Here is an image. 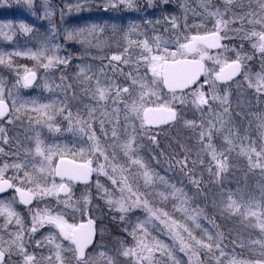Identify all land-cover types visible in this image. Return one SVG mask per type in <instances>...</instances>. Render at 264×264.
<instances>
[{
  "label": "snow or ice",
  "instance_id": "obj_1",
  "mask_svg": "<svg viewBox=\"0 0 264 264\" xmlns=\"http://www.w3.org/2000/svg\"><path fill=\"white\" fill-rule=\"evenodd\" d=\"M17 3H22L29 9L35 6V0H17ZM162 3L166 4L167 0H162ZM234 3L235 0H224L223 10L219 7L212 10L210 0H201L203 17L213 21L212 30L204 34L184 36V42L179 37L175 38L172 41L176 46L175 51L170 50L169 41L161 36H153L151 43L147 37L142 40L132 39L133 35H142L137 31L136 25H131L119 38L114 31L111 39L122 51L113 53L108 57V65L95 71L91 65L77 66L79 70L74 73L71 82L63 74L54 77L51 84L45 81L44 88L50 92L59 90L63 97L47 104H38L34 100L21 101L17 107V100L13 99L10 109L4 98V82L0 80V120L6 119L11 124L20 119L23 110L36 114L29 117V128L36 125L46 127L50 132H60L57 125V117H60L67 122V131L86 138L84 142L87 143V148L45 145L37 131L31 138L35 142L34 150H25L22 163L0 164V194L9 189L17 194L7 201L0 198V264H182L178 258L180 254L186 257L184 264H264V240L253 242L259 244L260 249L252 259H243L237 255L235 246L238 244L241 249L245 247L239 231H236L234 239L230 241L232 250L226 253L225 234L219 230L220 225L209 220L199 205L193 206L194 197L189 196L183 187L169 183L164 176L151 169L141 157V145L137 143V121L139 128L147 131L152 125L169 124L176 122L178 118L182 119L178 108L183 109L186 103L194 105L201 112L200 122L184 120V125L193 129L197 138L199 150L195 153L196 159H190V149L184 148L183 159L174 160L173 163L187 172L189 182L196 188V196H202L203 192L202 181L194 178L195 168L198 164L204 165L210 177L214 178V187L219 189L213 194L212 203L221 217H238L241 224L259 228L264 233V184L257 185L260 190V199L257 200L249 190L246 173L235 178V190L222 183L228 180L229 156L234 149H238L237 154L246 159L248 172L259 169L260 176L264 177V111L248 114L254 115L258 122L255 127L261 142L257 145L256 140L251 138L250 126L244 127L243 123L240 127L236 126L227 89L223 96L218 93L221 83L226 84L242 75L248 87L255 90L256 104L264 106V0H255V10L252 0H249L246 10L241 5L239 14L232 11ZM118 4L129 9L136 7L135 0H108L103 7L116 8ZM148 6H153V0H148ZM43 7V18L51 25L48 41L41 43L35 51L28 48L25 51L0 53V65L11 67L13 56H26L36 60L38 66L46 72L67 68L72 57L59 55L66 49L63 44L53 43L61 37L65 44L74 42L81 45L85 52L93 47L102 49L110 46L109 38H102L104 29L98 25L58 30L53 21L55 11L49 0H44ZM79 7L77 5V10ZM60 21H64L62 9ZM170 23L173 29L180 27L175 17H171ZM237 24L239 27H232ZM245 25H249L251 30H245ZM13 27H17L22 33L33 32V28L24 23L15 26L0 24V36L12 40L13 34L10 33ZM185 27H188L187 24ZM193 27L198 29L202 25ZM5 28L9 32H5ZM229 32L235 35L229 36ZM233 39L240 41L238 46L221 43L223 40ZM244 41L250 42L252 52L258 54L260 70L255 73L248 63L253 61L254 56L244 51ZM136 49L140 50V54L133 61L130 50ZM213 49L218 51L215 55H210ZM228 53H232L234 59L229 60ZM188 55L198 59H188ZM206 60L212 62L211 68L206 66ZM124 65L135 69L137 75L132 71L125 73L121 67ZM141 66L144 68V76L138 75ZM105 68L110 69L113 76L118 74L125 81L130 80L131 85L117 83L108 76ZM17 75L15 87L30 88L36 80V72L27 68H24L22 76L19 72ZM201 76L204 77L203 82H200ZM56 79L60 83H55ZM205 86L208 88L207 92L204 90ZM161 87L167 88L166 97L160 95L158 89ZM85 98L91 103H84ZM69 101L73 103L69 104ZM213 103L220 105V111H213ZM28 104L33 107L27 108ZM76 104L83 106V115L79 108L75 113L72 111ZM205 107L207 119L204 118ZM236 115L241 117V121L246 118L244 113ZM94 123L99 125L106 139L112 140L108 148L101 145L93 128ZM106 123L111 126L110 137L104 127ZM214 137L222 140L220 148L213 143ZM150 139L156 143L154 135ZM8 143L6 129L0 127V144ZM29 154L33 158L38 157L39 164L31 162L27 158ZM0 155H8L3 147H0ZM69 156L73 158L68 159ZM205 156L209 157L207 165L203 159ZM16 157L19 159L18 153ZM101 158L103 163L100 162ZM189 164L192 165L191 168L188 167ZM29 168L30 171L26 170ZM9 169H12L13 175L6 177L5 173ZM94 172L98 177L102 174L111 182L113 190L105 188L99 179L96 180L95 187L106 204L121 213V221L133 210L143 211L144 219L137 218L130 232L124 230L132 238L131 246L118 239V247L107 248L97 241L96 221L91 216L86 222L69 223L67 217L75 219L77 212L85 215L92 200L90 193L73 200L70 184L75 181L87 184ZM57 178L59 183L56 182ZM141 185L144 191L140 190ZM159 188L164 190L160 191ZM114 196L117 198L114 199ZM48 198L54 199L55 207L48 204L42 208L31 207L33 201L39 205ZM17 203L27 207L30 227H25L21 213L16 210ZM169 205L170 211L166 210ZM202 219L208 221L215 230V236L202 226ZM45 225L55 232L44 236L42 240H34V234ZM157 229L165 237L171 238V244L152 235ZM233 231L229 229V235ZM99 237L102 241L103 230L99 232ZM33 243L36 247H46L50 254L45 256L41 253L37 256L36 253L29 252ZM65 253L70 255L66 257ZM201 254L204 259H201ZM14 255L19 258L18 261L12 260Z\"/></svg>",
  "mask_w": 264,
  "mask_h": 264
},
{
  "label": "rangeland",
  "instance_id": "obj_2",
  "mask_svg": "<svg viewBox=\"0 0 264 264\" xmlns=\"http://www.w3.org/2000/svg\"><path fill=\"white\" fill-rule=\"evenodd\" d=\"M59 1L62 4H64L65 6L91 5V6H95L96 8L97 7L101 8L102 11H106V8L103 7V5H105L108 2V0H59ZM114 2H115V0H114ZM49 3L51 5V8L55 10L54 0H49ZM199 3L201 5V2H199ZM211 3H214V2L211 1ZM43 4H44V0H35V6L32 9H29V8H27V6L23 5L22 3H17V0H6V2H5V0H0V24H3V25L11 24L14 26V23H15L14 19L19 18L21 15H25L26 17H27V15L29 17H32L34 15L35 16L43 15L44 14ZM213 5H214V8L217 6V7L221 8V10H223L224 2H222V4L218 3L217 5H215V4H213ZM121 7H123V9L126 8L122 4H118V6L116 8L118 9ZM120 15L121 14L118 13V14H113L110 17L116 18V20H118L121 17L124 18V14H122L121 16ZM15 17H17V18H15ZM19 22L20 21H18L16 24H18ZM234 26H236V25H234ZM234 26H232V27H234ZM237 26L239 27L238 24H237ZM244 27H245V30H251L249 25H245ZM15 30H16L15 28H12L11 34H15L18 32ZM4 31L9 32V29L5 28ZM231 34H234V33H232V32L228 33L229 36H231ZM102 38H104V37H102ZM6 40L7 39H5L3 36H0V41L5 42ZM234 41H235V39H233L231 41L223 40V44H230V46H232L235 43ZM149 42L151 43V39ZM181 42H184L183 39H181ZM69 43L72 45V47L75 50H77V53L81 57V60H82L81 63H83V61H84L85 63H87V65H91L93 68V71H95L98 68H101L102 63L108 64V57H110L113 53L118 54L120 51H122L121 48L116 47L115 41H109L110 46H108V47H104L102 49H97V48L93 47V48L87 49L86 52L81 45L75 44L74 42H69ZM29 44H31L30 38L28 39L27 44H26L27 49L30 47ZM2 48L3 47L0 46L1 51H2ZM170 50L175 51L176 46L174 45L172 48L170 47ZM217 51H210L209 54L215 55L217 53ZM139 54H140L139 49L130 50V55L132 56L133 60H136L137 57L139 56ZM231 54L232 53H228V59L229 60H230L229 55H231ZM256 54L257 53H255V55ZM187 57L195 58L194 56H190V55H188ZM196 58H198V57H196ZM35 63H34L35 65H27V66L26 65H20V64L19 65L18 64H12L11 67H8L6 65H0V80H2L4 82V88H5L4 98L10 104L11 107H12L11 101L13 99H15V100L21 99V97L24 96L23 92L30 89V88H23V87H15V85L17 83V79H18V75H17L18 72H19V75L22 76L24 68L35 71L37 73L38 80L34 86H35V88H39V87L41 88V87H43V84L45 81H47L49 84H51L53 82V78L59 77L60 74H58V73L61 70H64V68H61V69L48 70L46 72L42 67L38 66V62H35ZM248 63H249V66L251 67V71L253 73L257 72V70H255V68H257L258 65H255L254 61H249ZM205 64L209 68H211L213 66L211 61L206 60ZM121 67H126V65L121 66ZM78 70L79 69L77 68L76 71H78ZM139 70L140 71H139L138 75L144 76L143 66H141ZM76 71L71 70V69L67 70L66 73H68V75H69L68 78H69L70 82H71L72 76L74 75V73ZM106 72H107L108 76H110V77L113 76L111 74V72H109V71H106ZM141 72H142V74H140ZM133 74L134 75L137 74L136 70H135V73H133ZM148 75L149 76L151 75L150 72L148 73ZM55 83H57V84L60 83L59 79H56ZM118 83H122V84H124V86H130L131 85V81H125V80H122ZM164 89H165L164 87L158 89V91L160 92V95L162 97H166L167 92H168ZM225 89H227L228 94H229V102L231 105V110L233 111V120H234L236 126L240 127L242 123H243L244 127L250 126L251 138L256 140L257 145H259L261 140L259 138V133L255 127L256 123H258V122L255 120L254 115H248V114H255V113H259L261 111H264V106L257 105L255 102V90L248 87L247 82L243 80L242 75H238V77L236 79H234L233 81H231L229 83H226V84L221 83L219 85V89H218L219 95L223 96L225 94ZM204 90H205V92L208 91L207 86L205 87ZM9 92L11 93V95H9ZM52 92L56 93V95H60L59 90H54ZM27 98L24 100L29 101ZM62 98L63 97L60 95V99H62ZM54 100H56V99H51L47 103H50ZM47 103H45V104H47ZM72 103H73L72 101H69V104H72ZM84 103H91V101L85 98ZM77 108L80 109L81 114L83 115V113H84L83 106L80 104H76L75 106L72 107V111L75 113L77 111ZM213 111H220V105L218 103H213ZM178 112L181 113L183 118L182 119L178 118V120L176 122H174L173 124H170V125L164 126L163 128H160L161 130L149 127L147 129V131H145V129L139 128V122L137 121L136 122V124H137V136L141 132V135H140L141 139L140 138L138 139V141L140 140V142H138V144L141 145V147L143 145L147 149V151H149L152 149V147L154 145H158V144L160 145L161 140H165V142L170 140V137L172 135V137H176V138L179 137L180 141L181 140L185 141V143L188 145V148L196 153L199 150L197 138L195 136L194 130L190 129L184 125V120H194L197 123H199L200 119H201V112H200V110L196 109V107L194 105H192L191 103H186L185 106L183 107V109L178 108ZM236 113H244L246 118L243 121H241V117L237 116ZM97 116L98 117L100 116L99 112L97 113ZM100 118H103V117H100ZM204 118L205 119L208 118L206 107L204 109ZM57 125L61 129L60 132H50V131H48V129L46 127H36L35 125H33L31 128H29V117L26 118V116H23L21 114H20V119L15 120L11 124L7 123L6 120L3 122H0V127H4L6 129V134H7L8 140H9V143L7 145L0 144V147L4 148V152L6 154H8V155H0V164L7 162V161H10L13 158L21 161L23 158H25V150L26 149L34 150L35 142L31 138L34 137V135L37 131H39L40 137H41V134L43 133V137L41 138V140L44 141L45 145L54 146V145L60 144V145H67L68 147H70L72 145H74V147H78L80 145L83 146L84 142L82 139L86 140V138L80 137L78 134H75L74 132L67 131L68 125H67L66 121H63L60 117H57ZM96 125H98V124H96ZM98 127H99V125H98ZM104 127H105V130L108 131L109 137H110L111 126L106 123ZM93 128L96 130L97 136L99 133L105 140L109 141L106 145L111 144L112 140L110 138L106 139L105 136L101 133L100 128H97V126H95V125H93ZM37 129H39V130H37ZM140 129H141V131H140ZM98 131H100V132H98ZM44 135H46V137H44ZM153 135L156 137V143H153L150 139V137H152ZM47 137H51L53 139L50 140L51 138L48 139ZM72 137H75V141L72 139ZM78 143H80V144H78ZM213 143H215L217 145V147L220 148L222 146L223 142L221 139L214 137ZM86 146H87V143H86ZM17 153L19 154V159H17V157H16ZM237 153H238V150L234 149L232 154L229 156L228 180L222 181V183H226L229 188H231L232 190H235V188L237 187V183H236L235 178H238L241 175L246 173L247 177H248L249 190L252 192L253 196H255L256 199L258 200V199H260V190H259L257 185L258 184H264V177L260 176V170L259 169H253L251 172H248L247 171V168H248L247 161L245 159L243 160L244 161L243 165H238L237 160L235 159L238 157ZM27 158L33 163L35 161H37L39 163L38 157L33 158L29 154ZM69 158L72 159V157H69ZM94 161H95V159H94ZM78 162H80V161H78ZM100 162L103 163V160ZM146 163H148V162H146ZM151 163H153V162H151ZM151 163H149V166L152 169L153 164H151ZM95 166H96V162L93 163V167H95ZM245 166H246V168H245ZM233 168H235V172H233ZM27 170L30 171L31 169H27ZM154 171L156 173H158L156 171V169H154ZM11 172H13V171L11 170ZM95 174L96 173L94 172V176L90 179L89 185L86 184L85 186L84 185L79 186V185L70 184L73 187L72 189H74V190H72L73 200L80 199L81 195L85 194V193H90L92 200H91V204L87 207V212L85 215H81L79 212H77V213H75V219H73L71 217H67V218L69 219V223L84 222V221H86V219L89 216H91L93 219H96V221H97V233H98L97 241L106 245L107 248H115V247H118L116 241L118 239L119 240H122V239L112 236V231H111V228L109 227L108 224L113 220V218L109 219L108 217H109L110 212H115V213L119 214V216L121 215V213L117 209L109 207L106 204L105 199L101 197L99 191L95 187V182L97 179H99L100 183L102 185H104L105 188L113 190V186L111 185V182L108 180L107 177L103 176L102 174L99 177L97 176V174L95 176ZM160 176H163V175H160ZM164 177L169 181V183H173L170 178H167V176H164ZM56 182L59 183L60 180L57 179ZM65 182H67V181H65ZM210 185L214 186V183L212 182V184H210ZM75 186H77V187H75ZM209 187H211V186H209ZM163 190L164 189H160V191H163ZM216 191H218V188L216 190H209V192L206 193L207 195L209 194V197H207L206 194L203 193V195L201 196L200 203L204 204V202H208L211 207H214L212 200H213V194ZM117 196H118V193H117ZM113 198L115 199L117 197L114 196ZM45 204H48L49 206L55 207V201L52 198H48L46 201L41 202L39 205H37L36 201H35V203L32 207L38 206V207L42 208L45 206ZM202 206L204 207V205H202ZM25 212L27 213L28 219L30 222V214H29L28 210H26ZM212 216L213 217H219L221 215L217 211V212H214V214ZM232 218L236 221L230 222V224L227 227L226 232L229 235V233H228L229 229H233L234 231L232 232V235H229L227 238L226 237L224 238V242H225L224 244H226V246L233 248V245L230 243V241L234 239V237L236 235V231H239L240 234L242 235L244 241H245V247H244V249H241L239 247V245L237 244L235 246V252L237 254L238 253L241 254L242 257L245 256L247 259H251L254 256H256V253H258V251L260 249V245L253 243V242L264 240V233H261L259 228L248 227L246 223L241 224L238 217H232ZM30 226H31V222H30L29 227ZM101 230H103V233H104V237H103L102 241H100V237H99V232ZM157 230L159 231V229H157ZM54 232H55L54 229H52L48 225H45L44 228H41L39 231H37L34 234V240H42L44 236H47L50 233H54ZM167 238L171 239L170 237H167ZM65 246H67L66 243H65ZM28 250H29V252L36 253L37 256H39L41 253L45 256L50 254L46 247L45 248L36 247L34 245V243L32 246L29 247ZM69 255L70 254L65 253L66 257H68ZM203 257H204V255L201 254V259H203ZM18 259L19 258L17 256H15V255L12 256L13 261H18Z\"/></svg>",
  "mask_w": 264,
  "mask_h": 264
},
{
  "label": "trees",
  "instance_id": "obj_3",
  "mask_svg": "<svg viewBox=\"0 0 264 264\" xmlns=\"http://www.w3.org/2000/svg\"><path fill=\"white\" fill-rule=\"evenodd\" d=\"M211 1L214 3H211ZM199 2H201V0H167V3L164 4L162 3V0H153V6L149 7L148 0H135L136 7L134 9H129V8L123 9V7H121L118 9L117 8H107L106 11H102L101 8L99 7L96 8L95 6H91V5H84V6L82 5L79 7V10H77L76 5L75 6H65L59 0H54L55 10L54 9L53 10L55 11V16L53 17V21L55 22L57 29L60 31H63L64 28L71 30L74 27H84V26H89L93 24L98 25L99 27L104 29V33L102 37L109 38V41H114L111 39L114 31H115L116 37L119 38L120 36L124 34V32L128 30V28L131 25H136L137 31L141 33L142 35L140 36L133 35L132 39L142 40L145 37H147L150 41V39L153 36H161L163 39H166L169 41V46L172 48L175 45L174 43H172V41L177 37L183 39L184 36H189V35H193L197 33L201 34V33H205L206 31L212 30L213 21L210 18L203 17L204 8L201 7ZM222 2H224V0H210V3L212 5V10H215V8L217 7L216 6L214 8L213 4L215 5H217L218 3L222 4ZM248 3H249V0H235L234 6L232 7V11L239 14L241 12V5H244L245 6L244 10H246V6ZM252 7L254 10L256 9L255 0H252ZM61 9L64 11L63 23H61L60 21V10ZM118 13L121 15L124 14V18L121 17L118 20H116V18L110 17L111 15L118 14ZM34 16L29 17L27 15L26 17L25 15H21L19 18L15 17L17 19H14V22H15L14 26L24 23L26 25L31 26L33 28V32L22 33L19 31V29H17V27H13L16 29L15 31H18V32L13 34L12 40H6L5 42L0 41V46L3 47L2 51L0 50V53L25 51L27 49L26 44L29 38L31 40V44H29L30 45L29 48L32 49L33 51H35L41 43L48 41L49 35H50V28H51L49 21L43 18L44 14L37 15L35 17ZM171 17L176 18L177 24L180 25L178 29L172 28V25L170 23ZM185 17H186V20H185ZM18 21L20 22L16 24ZM185 24H187L188 26L187 28L185 27ZM194 25H202V27L197 29L193 27ZM234 27H238V26L236 25ZM234 35L235 34H231V36H234ZM234 42H235L234 45H237V46L240 43L238 39H235ZM53 43H60L64 45V48L66 50L61 51L59 55L72 57V60L70 64L67 66V68H64V70H61L58 74L60 75L63 74L69 77L68 73H66L68 69L76 71L78 68L77 66L87 65V63H85L84 61L83 63H81L82 60H81V57L78 55L77 50H75L70 43L65 44L62 37L58 41H53ZM243 43H244V51L247 52L249 55H253L254 56L253 61L255 62V65H258V61H257L258 54L255 55V53L252 52L250 43L248 41H244ZM229 56H230V60L234 59L233 54ZM35 62L37 61L29 57H26V56H19V57L13 56L12 57V64H18V65L20 64V65L27 66V65H35L36 64ZM105 65H108V64L102 63V67ZM123 70L125 73L129 71H132L133 73H135V69L130 68L128 66L123 67ZM255 70L259 71L260 69L257 66ZM105 71L111 72V70L108 68H105ZM140 74H142V72ZM112 77L116 80L117 83L124 80V78L119 76L118 74ZM23 95L24 96H22L21 99L17 100V107H19L20 102L25 101L24 99H26L27 97L29 101L34 100L38 104H45L51 99H58V98L60 99V95H56V93H53L52 91L50 92L44 87L35 88V86L30 88L27 91H24ZM26 107L32 108L33 105L28 104L26 105ZM21 115L26 116L27 118L30 116L34 117L36 114L33 112H25L22 110ZM93 125L99 128L98 125H96V123H94ZM36 127H39V126H36ZM160 128H163V127H159L156 129H160ZM140 135H141V132L138 135L139 137L137 138V143L140 142V140L138 141L139 138L141 139ZM42 137H43V133L41 134L40 138ZM44 137H46V135H44ZM97 137L99 138L101 145L105 148H108L110 144L109 145H106V144L109 141L105 140L99 133ZM47 138L49 139L51 137H47ZM52 139L53 138H51L50 140ZM72 139L75 141V137H72ZM82 140L83 142L85 141L84 139ZM70 147H74V145ZM79 147L87 148L85 142L83 143V146L80 145L76 148H79ZM184 148H188V145L185 143V141L183 140L180 141L179 137L176 138V137H172L171 135L170 140L166 142L165 140H161L160 145L159 144L154 145L152 149L149 151H147V149L142 145V147L140 148V155L143 157V159L146 162H148L147 163L148 165L149 163L153 162L151 163L153 164L152 169L153 170L156 169L159 175L167 176V178H170L172 182L176 184L177 187L185 188L184 189L185 192H187L189 196L194 197L195 203L193 204V206L195 207L199 205V207L203 208L204 214L208 216L209 220H214L216 224L220 225L219 230L221 232H224L225 237L227 238L229 236L226 232L227 227L230 224V222L236 221V220H234L233 218H222L221 216L213 217L212 215L214 214V212H217V209L214 207H211L208 202H204V204L200 203L201 196L195 195L196 188L194 185H192L189 182V175L187 174V172L182 171L179 168V166L173 163L174 160L183 159L184 157L183 149ZM161 152L163 153V155H161ZM117 154L119 155V153ZM122 159L123 158L121 157V160ZM190 159L192 160L196 159L195 152L192 150H190ZM203 159L205 160V165H207L209 162V157L205 156L203 157ZM235 159L237 160L238 165L244 164L243 160L245 158H243L242 156L238 155V157ZM101 161H102V158H101ZM34 163L39 164L37 161H35ZM170 165H171V168H170ZM188 167L191 168L192 165L189 164ZM195 172H196V175L194 178L202 181L201 189L204 194L208 193L209 190L217 189L216 187L210 185L212 184L214 178L210 177L204 165L198 164L195 168ZM93 176H94V173L92 174V177ZM160 189H163V188H159L158 190ZM140 190L144 191L142 185H141ZM206 196L209 197V194L208 195L206 194ZM202 205H204L205 208ZM166 210L168 211L171 210L170 205L166 208ZM108 218L109 219L113 218V220L108 224L109 227L111 228L112 236L124 240L126 244L130 246L132 244V238L124 230L127 229L128 232H130L132 230V227L135 225L137 218L141 220L144 219V213L140 209L133 210L132 212L128 214V216L126 217L124 221H121L119 214L115 212H110ZM201 224L203 227L208 228L210 234L215 236V230L210 226L208 221L202 219ZM152 235H156L158 236L159 239H163L165 240L166 243L171 244V239L165 237L158 230L153 231ZM197 235H199L198 230H197ZM231 250H232V247H229V246L225 247L226 253L230 252ZM237 255L243 259H247L245 256L242 257V255L239 253ZM178 258L182 261V264H184V262L186 261V257L184 254H180Z\"/></svg>",
  "mask_w": 264,
  "mask_h": 264
},
{
  "label": "flooded vegetation",
  "instance_id": "obj_4",
  "mask_svg": "<svg viewBox=\"0 0 264 264\" xmlns=\"http://www.w3.org/2000/svg\"><path fill=\"white\" fill-rule=\"evenodd\" d=\"M206 87V86H205ZM10 105V104H9ZM11 107V106H10ZM9 107V108H10ZM6 120V119H5ZM5 120H1L0 122H3V121H5ZM24 159L25 158H23L21 161L20 160H16L15 158H13L12 160H10V161H7L9 164H11V163H13V162H17V163H22L23 161H24ZM12 161V162H11ZM11 170L12 169H10V170H8L6 173H5V175H6V177H8V176H11V175H13V172H11ZM27 170V169H26ZM22 174V173H21ZM57 179H59V178H57ZM72 185H79V186H82V185H84L85 186V184H81V183H77V182H73L72 183ZM72 185H70L71 187H72ZM21 187H23L22 185H20ZM75 187H77V186H75ZM74 187V188H75ZM73 188V187H72ZM76 189V188H75ZM72 190H74V189H72ZM15 195H17L12 189H9L6 193H3V194H0V198H3V199H5L6 201L8 200V198L9 197H11V196H15ZM35 203V202H34ZM34 205V204H33ZM32 205V206H33ZM31 206V207H32ZM15 207H16V210L18 211V212H20L21 213V215H22V217H23V220H24V225H25V227L27 228V227H29V225H30V222H29V219H28V215H27V213L25 212L26 210H27V207L26 206H24V205H21V204H16L15 205ZM96 228H97V225H96ZM7 238V237H6Z\"/></svg>",
  "mask_w": 264,
  "mask_h": 264
},
{
  "label": "water",
  "instance_id": "obj_5",
  "mask_svg": "<svg viewBox=\"0 0 264 264\" xmlns=\"http://www.w3.org/2000/svg\"><path fill=\"white\" fill-rule=\"evenodd\" d=\"M201 34H204V33H201ZM193 35H194V34H193ZM221 43H223V41H221ZM211 51H217V50L213 49V50H211ZM190 56H192V55H190ZM186 58H188V59H194V58H191V57H186ZM195 59H198V58L195 57ZM237 77H238V76L234 77L233 80L236 79ZM37 80H38V76H37V73H36V80L34 81L32 87L36 84ZM203 80H204V77L201 76L200 81L203 82ZM233 80H232V81H233ZM229 82H231V81H228L227 83H229ZM32 87H30V88H32ZM164 88H165L164 90L168 91L166 87H164ZM6 102H7V101H6ZM7 103H8V102H7ZM8 105H9V103H8ZM9 107H10V105H9ZM10 109H11V108H10ZM3 120H5V119H3ZM0 121H1V120H0ZM173 123H174V122H170L169 124L152 125V126H150V127H151V128H156V127H161V126L170 125V124H173ZM68 159H71V158H68ZM90 179H91V178H90ZM75 182H77V183H81V184H85V183L82 182V181H75ZM89 182H90V180L88 181V183H89ZM7 191H8V190H7ZM62 195H63V194H62ZM34 202H35V201H33V204H34ZM87 219H88V218H87ZM87 219H86V221H87ZM94 220L96 221V219H94ZM86 221H84V222H86ZM96 225H97V221H96Z\"/></svg>",
  "mask_w": 264,
  "mask_h": 264
}]
</instances>
